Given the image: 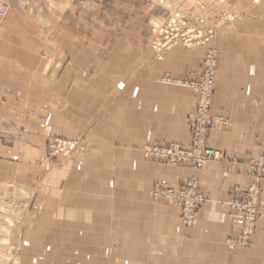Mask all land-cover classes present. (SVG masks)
<instances>
[{"label":"crops","instance_id":"0c3cea01","mask_svg":"<svg viewBox=\"0 0 264 264\" xmlns=\"http://www.w3.org/2000/svg\"><path fill=\"white\" fill-rule=\"evenodd\" d=\"M10 2L11 13L0 28V44H32L37 28L32 20L36 17L26 11L34 5L29 6L26 0ZM255 23L230 39L237 43V51L233 47L229 54L226 49L223 52L213 113L228 118L231 125L211 129L208 134L209 146L239 161L212 162L194 170L155 162L142 149L146 144H190L188 118L197 98L190 87L176 81L197 75L199 52L175 48L161 59L158 70L147 67L132 84L119 79L116 84L122 95L107 107L100 98L104 85L97 69L96 80L88 83L81 75L74 89L68 68L60 67L63 74L58 87L57 75L49 79V92L63 91L65 106H76L80 124L86 125L82 134L91 142L87 156L65 167L64 179L58 178L50 189L48 186L41 202L47 220L85 228L87 239H81L86 242L80 244L79 251L95 259L74 264H121V252L127 256L122 264H264V179L260 218L250 247L241 252L228 251L224 245L226 239L239 237L242 224L241 214L228 208L227 195L232 189L245 190L252 182L243 160L264 154V21ZM8 33L19 34L21 39ZM111 72L118 76V69ZM94 89L100 91L98 96L88 99L92 97L88 92ZM4 91L6 88L0 87V93ZM72 114V108L65 111L67 116ZM67 122L64 128L70 129ZM111 172L113 175L103 178L102 173ZM191 177L199 180L206 201L193 227L185 229L180 205L155 201L152 193L155 183L178 188Z\"/></svg>","mask_w":264,"mask_h":264},{"label":"rangeland","instance_id":"374dc122","mask_svg":"<svg viewBox=\"0 0 264 264\" xmlns=\"http://www.w3.org/2000/svg\"><path fill=\"white\" fill-rule=\"evenodd\" d=\"M26 3L34 5L26 15L36 17L35 22L32 20L37 27L36 33H32V44H0V55L5 56H0L4 73L0 75V87L6 88L0 93V264L85 262L95 259L79 251L80 244L86 242L81 239H87L85 228L54 223L41 211L48 186L50 189L58 178L63 180L65 167L87 156L91 143L82 134L86 125L80 124L74 111L76 106H71V117L65 115L71 108L65 106L63 91L49 92V79L57 75L58 87L63 74L61 68H68L73 73L74 89L81 75L88 83L96 80L97 69L103 79V95L94 89L88 92L92 96L88 99L95 100L99 93L107 107L111 100L117 101L122 95V91L118 92L119 83L116 84L119 79L132 84L142 77L138 76L140 71L147 67L158 70L165 54L178 48L180 52L191 51L190 54L199 52L197 75L207 60H214L216 83L222 71L223 52L226 49L229 54L233 47L237 51V43H231L230 39L248 31V25L255 27L256 21H264V0H26ZM11 8L12 3L6 16L0 18V28L6 24ZM18 35L11 36L20 40ZM57 66L61 68L55 69ZM114 68L118 69V76L112 75ZM190 77H180L176 83L187 86L184 81ZM226 119L224 128L231 125ZM65 121L70 129L64 128ZM225 155V159L217 162L239 161L236 156ZM262 156L253 154L243 160L252 178L248 189L255 183L250 165ZM102 174L103 178L113 175ZM263 179L257 184L262 195ZM245 190H230L227 201L234 192ZM193 225L185 227L182 223L185 229ZM256 228L257 224L255 231ZM228 240L224 241L228 251L244 252L251 244L250 240L241 249L233 247ZM92 255L97 254L92 252ZM124 260L127 256L121 252V264Z\"/></svg>","mask_w":264,"mask_h":264},{"label":"built area","instance_id":"2783aa9c","mask_svg":"<svg viewBox=\"0 0 264 264\" xmlns=\"http://www.w3.org/2000/svg\"><path fill=\"white\" fill-rule=\"evenodd\" d=\"M10 5L0 3V18L8 13ZM216 67L214 60H207L199 75L186 79L184 84L190 87L197 96L194 110L189 114V127L191 142L188 146L179 143L172 144H146L145 154L153 161L171 165L183 164L194 169H202L212 162L222 161L226 158L224 152L208 145V131L213 128L224 127L228 120L221 115L213 113V99L215 94ZM255 183L247 190L234 192L228 199V206L232 211L239 212L242 216L240 237L229 238L232 246L246 248L255 231L260 218V200L262 192L258 182L264 177V156L252 161L250 165ZM155 199L173 201L180 205L181 221L185 227H191L198 210L205 202L199 190L196 179L190 178L178 188L155 183L153 188Z\"/></svg>","mask_w":264,"mask_h":264},{"label":"bare ground","instance_id":"6f19581e","mask_svg":"<svg viewBox=\"0 0 264 264\" xmlns=\"http://www.w3.org/2000/svg\"><path fill=\"white\" fill-rule=\"evenodd\" d=\"M177 20V19H176Z\"/></svg>","mask_w":264,"mask_h":264}]
</instances>
